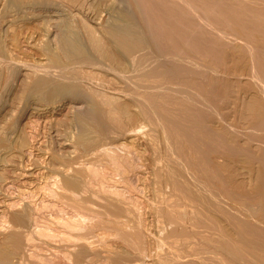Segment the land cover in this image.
<instances>
[{"label": "rangeland", "instance_id": "374dc122", "mask_svg": "<svg viewBox=\"0 0 264 264\" xmlns=\"http://www.w3.org/2000/svg\"><path fill=\"white\" fill-rule=\"evenodd\" d=\"M0 252L264 264V0H0Z\"/></svg>", "mask_w": 264, "mask_h": 264}, {"label": "bare ground", "instance_id": "6f19581e", "mask_svg": "<svg viewBox=\"0 0 264 264\" xmlns=\"http://www.w3.org/2000/svg\"><path fill=\"white\" fill-rule=\"evenodd\" d=\"M142 2H143V1H142ZM143 4H144V3H143ZM148 4H149V3H148ZM183 4H184V3H183ZM185 4H186V3H185ZM185 4H184V5H185ZM191 4H192V3H189V5H191ZM146 6H147V5H146ZM164 6H165V5H164ZM187 7H188V6H187ZM152 8H154V7H152ZM172 8H173V7H172ZM176 8H177V7H176ZM176 8H175V9H176ZM182 8H183V7H182ZM183 9H184V8H183ZM187 9H188V8H187ZM190 9H192V8L189 7V10H190ZM158 10H159V9H158ZM162 11H163V10H162ZM165 11H166V10H165ZM177 11H178V10H177ZM177 11H176V12H177ZM184 11H186V10H184ZM190 11H191V10H190ZM172 12H175V11H172ZM176 12H175V15H177ZM186 12H188V11H186ZM159 13H160V12H159ZM159 13H158V14H159ZM164 13H166V12H164ZM178 13H180V10L178 11ZM190 13H191V12H190ZM156 14H157V13H156ZM158 14H157V16H158ZM161 14H162V15H160V16H162V18H164V16H165V17L168 16V15H164V16H163V13H162V12H161ZM169 14H171V13H169ZM171 15H172V14H171ZM171 15H170V20H172V19H171ZM179 15H180V14H179ZM185 15H186V13H185ZM173 16H174V15H173ZM177 16H178V15H177ZM184 17L186 18V16H184ZM184 17H183V18H184ZM177 18H178V17H177ZM183 18H180V19H183ZM187 18H188V17H187ZM189 18H190V17H189ZM149 19H150V17H149ZM164 19H165V18H164ZM167 19H169V17H168V18L166 17V20H167ZM178 19H179V18H178ZM161 20H162V19H161ZM173 20H174V19H173ZM175 20H176V16H175ZM183 20H184V19H183ZM188 20H189V19H188ZM188 20H187V21H188ZM190 20H191V18H190ZM190 20H189V21H190ZM163 21H164V20H163ZM176 21H177V20H176ZM178 21H179V20H178ZM189 21H188V23H189ZM155 22H156V21H155ZM158 22H160V24H161V21H158ZM164 22H166V21H164ZM169 22H170V21H168L167 25H164V26H168ZM174 22H175V21H174ZM182 22H183V21H182ZM156 23H157V22H156ZM185 23H186V21H185ZM185 23L183 22L182 25L185 24ZM192 23H193V22H191L190 24L193 25ZM162 24H163V22H162ZM173 24H174V23H173V21H172V24H171V25H173ZM175 24H176V23H175ZM180 24H181V23H180ZM190 24H189V25H190ZM151 25H153V24H151ZM157 25L159 26L158 23H157ZM171 25H170V26H171ZM176 25L178 26V24H176ZM186 25H187V23H186ZM158 26H157L156 28H158ZM170 26L165 27V28H169V29L172 28V26H171V27H170ZM177 26H175V27H177ZM85 27H86V26H85ZM159 27H163V26L161 25V26H159ZM180 27H181V26H180ZM186 27H188V26H186ZM153 28H154V26H153ZM177 28H178V27H177ZM191 28H192V27H191ZM158 29H159V28H158ZM162 29H163V28H160L159 30L162 32V31L164 30V29H163V30H162ZM174 29H175V28H174ZM174 29H172V30L174 31ZM178 29H179V28H178ZM186 29H187V28H186ZM188 29H189V28H188ZM85 30H86V29H85ZM156 30H157V29H156ZM159 30H157V31H159ZM167 30H168V29H166L164 32H166ZM172 30H171V31H172ZM179 30L181 31V28H180ZM182 30H184V29H182ZM93 31H94V30H93ZM93 31H91V33H92ZM125 31H126V30H125ZM157 31H156V33H157ZM176 31H178V30L176 29ZM191 31H192V30H191ZM89 32H90V31H89ZM89 32H87V33H89ZM151 32H152V31H151ZM161 32H158V33L160 34V36H163V34L167 36V34H169V33L166 34V33H164V32L161 34ZM169 32H170V30H169ZM156 33H155V34H156ZM158 33H157V35H158ZM183 33H184V32H183ZM183 33H181L180 36H181ZM190 33H191V32H190ZM187 34H189V32H188ZM89 35H90V34H89ZM93 35H94V34H93ZM123 35H124V34H123ZM153 35H154V34H153ZM157 35H156V36H157ZM190 35H191V34H190ZM120 36H121V34H120ZM120 36H119V37H120ZM124 36L126 37V35H124ZM124 36H123V37H124ZM156 36H155V38H156ZM169 36L171 37V34L168 35V38H169ZM92 37H94V36H90V39H92V41H91V40H90V41L93 42L94 44H98V43H99V42L97 43V40H98V39L96 40L95 38H92ZM111 37H112V36H111ZM117 37H118V35H117ZM137 37L139 38L138 35H137ZM157 37H159V36H157ZM182 37H183V35H182ZM188 37H190V36H188ZM62 38H63V37H62ZM96 38H97V37H96ZM160 38H161V37H160ZM160 38L158 39V41L160 40ZM184 38H185V37H184ZM184 38H183V39H184ZM117 39H118V38H117ZM117 39H116V40H117ZM121 39H122V38H120L119 40H121ZM124 39H125V38H124ZM180 39H182V38H180ZM126 40H127V39H126ZM138 40H139V39H138ZM154 40H155V39H154ZM184 40H185V39H184ZM62 41H64V40H62ZM62 41H61V42H62ZM69 41H71V40H68V42H66V43L63 42V43L65 44L64 49H65V51L67 52V54H69L70 52H71V53H76V54L80 53V47H78V45H77L76 43H74L73 41H72V42H69ZM128 41H130V40H128ZM134 41H135V40H134ZM140 41H141V40H140ZM160 41H161V40H160ZM171 41H172V38H171ZM180 41H182V40H180ZM180 41H179V42H180ZM119 42H120L121 44H122V42H124L123 45H127V44L129 43V42L126 43V41H124V40H121V41H119ZM161 42H162V41H161ZM164 42H166V41H164ZM169 42H170V41H169ZM187 42H188V41H187ZM63 43H62V44H63ZM117 43H118V42H117ZM120 43H119V44H120ZM125 43H126V44H125ZM134 43H137V42L135 41ZM134 43H133V45H134ZM156 43H157V42H156ZM159 43H160V42H159ZM162 43H163V42H162ZM193 43H194V42H193ZM64 44H63V45H64ZM157 44H158V43H157ZM160 44H161V43H160ZM169 44H170V43H169ZM173 44H175V43H173ZM176 44H177V43H176ZM178 44H179V43H178ZM180 44H182V43H180ZM195 44H196V43H195ZM197 44H198V43H197ZM129 45H130V44H129ZM129 45L126 46V47H127L126 49H129V48H128ZM186 45H187V44H186ZM120 46L122 47V45H120ZM135 46H136V45H135ZM137 46L139 47V45H137ZM162 46H163V45H162ZM193 46H194V45H193ZM197 46H198V45H197ZM96 47H98V46H96ZM194 47H195V46H194ZM162 48H164V47H162ZM178 48H179V47H178ZM123 49H125V47H124ZM126 49H125V50H126ZM139 49H141V46L139 47ZM159 49H161V48H159ZM135 50H138V49H135ZM142 50H143V49H142ZM142 50H141V51H142ZM133 51H134V50H133ZM184 51H185V50H184ZM82 52H83V51H82ZM131 52H132V51H131ZM137 54H138V53H137ZM137 54H136V55H137ZM146 54H147V53H146ZM173 54H174V53H173ZM68 56H69V55H68ZM144 56H145V55H144ZM144 56H143V57H144ZM174 56H175V55H174ZM140 58H142V56H141ZM152 58H153V57H152ZM72 59H73V58H72ZM146 60H147V58H146ZM146 60H145V61H146ZM51 62H52V61H51ZM139 62H140V61H139ZM148 63H149V62H148ZM174 63H175V62H174ZM159 65H160V64H159ZM177 65H178V64H177ZM176 67H177V66H176ZM156 68H157V67H156ZM176 69H177V68H176ZM168 71H169V70H168ZM168 73H169V72H168ZM148 74H149V73H148ZM176 74H177V73H176ZM179 75H180V74H179ZM183 75H184V74H183ZM177 77H178V76H177ZM182 77H183V76H182ZM178 78H179V77H178ZM70 83H71V82H70ZM38 85H39V84H38ZM61 88H62V87H61ZM61 88H60V86H59V87H58V86H56V87H52L51 89H49V91H48L47 94H48L49 96H52V95L54 96V95H56V94H58V93H61V91L64 90V89H61ZM185 89H186V88H185ZM33 91H34V90H33ZM68 91H69V90H68ZM41 98H42V97H41ZM89 101H90V100H89ZM83 122H84V121H83ZM87 122H88V121H87ZM91 124H92V123H91ZM93 124H94V123H93ZM85 128L87 129V126H86ZM88 128H89V127H88ZM87 130H88V129H87ZM83 133H88V134L82 136L81 139H84L85 136L87 137V136L89 135V132H83ZM83 133H82V134H83ZM87 138H89V137H87ZM87 138H85L84 140L86 141ZM82 141H83V140H82ZM65 165H66V164H65ZM60 170H61V169H60ZM8 204H9V203H8ZM14 206H15V205H14ZM11 207H12V206H11ZM18 216H19V215H18ZM24 217H25V216H24ZM15 218H16V216H15ZM20 219H21V218H20ZM8 235H9V234H8ZM13 235H14V234H13ZM17 236H18V235H17ZM12 238H13V236H12ZM14 238H15V237H14ZM18 239H19V238H18ZM12 241H13V240H12ZM17 242H18V241H17ZM10 243H12V242H10ZM3 244H4V243H3ZM11 245H12V244H11ZM14 245H15V244H14ZM79 247H80V246H79ZM9 249H10V248H9ZM12 249H13V248H12ZM14 249H15V248H14ZM0 253H1V252H0ZM0 255H1V254H0ZM3 255H4V254H3ZM6 255H8V254H6ZM1 260H2V259H1ZM6 261H7V260H6ZM7 262H8V261H7ZM3 263H4V262H3Z\"/></svg>", "mask_w": 264, "mask_h": 264}]
</instances>
